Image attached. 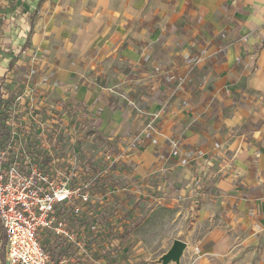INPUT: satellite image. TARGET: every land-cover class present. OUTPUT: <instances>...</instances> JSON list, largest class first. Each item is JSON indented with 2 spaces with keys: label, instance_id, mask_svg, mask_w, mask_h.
<instances>
[{
  "label": "crops",
  "instance_id": "0c3cea01",
  "mask_svg": "<svg viewBox=\"0 0 264 264\" xmlns=\"http://www.w3.org/2000/svg\"><path fill=\"white\" fill-rule=\"evenodd\" d=\"M31 76L121 156L105 197L196 214L181 264H264V0H0L5 98Z\"/></svg>",
  "mask_w": 264,
  "mask_h": 264
},
{
  "label": "built area",
  "instance_id": "2783aa9c",
  "mask_svg": "<svg viewBox=\"0 0 264 264\" xmlns=\"http://www.w3.org/2000/svg\"><path fill=\"white\" fill-rule=\"evenodd\" d=\"M31 84L28 80L22 93L7 97L11 101L4 109L11 132L10 142L0 149V223L7 261L73 264L77 257H98L95 242H88L92 229L79 227L92 208L98 177L83 181L79 167L64 159L61 134L67 126L61 117L54 119L56 127L38 120L42 109ZM45 233L71 245L73 251L64 256L71 258L53 260L42 245Z\"/></svg>",
  "mask_w": 264,
  "mask_h": 264
},
{
  "label": "rangeland",
  "instance_id": "374dc122",
  "mask_svg": "<svg viewBox=\"0 0 264 264\" xmlns=\"http://www.w3.org/2000/svg\"><path fill=\"white\" fill-rule=\"evenodd\" d=\"M32 76L28 77L29 81H33ZM23 91L22 88L15 90L13 95ZM39 113L38 120L44 118L43 113L46 111L42 109ZM65 125L67 128L61 136L62 155L65 157L63 158L79 167L83 181L94 176L98 177L95 192H98L101 182L113 188L117 183L114 182L110 170H116L121 158L117 153H110L111 145L108 140L95 134L88 124L72 121L71 117L65 119ZM173 211L174 213H171V210L157 197L151 199L134 193L124 195L113 192L105 197L104 193H96L90 213L82 217L79 227L80 231L84 232L83 224L88 222L91 227L89 230L92 229L88 242L93 243L97 239L107 246L116 231H123L124 227H128L129 235L121 244L120 250L116 248L117 244L113 245L112 254L106 256L107 264H158L176 240H182L187 244L182 256L185 257L189 245L207 234V231L203 230L194 231L191 223L196 220V214L188 219V225L183 213L179 217L182 224L179 222L169 224L170 219L176 215L175 210ZM96 233H101L102 236L97 238ZM5 260H7V248L5 257L0 251V264H5ZM171 264H181V260L180 262L174 260Z\"/></svg>",
  "mask_w": 264,
  "mask_h": 264
},
{
  "label": "trees",
  "instance_id": "16d2710c",
  "mask_svg": "<svg viewBox=\"0 0 264 264\" xmlns=\"http://www.w3.org/2000/svg\"><path fill=\"white\" fill-rule=\"evenodd\" d=\"M4 94L5 93L3 91V88L0 85V149L5 148L7 146V144L10 142V138H11L10 128L7 127L5 124V120L7 118V115L4 112V109L7 107L8 102L11 101V98L6 99ZM99 184H100V186H99L98 192H96V193H99V194L104 193L105 194L107 191V187H108L107 183L101 182ZM89 228H91L89 223L85 222V224H83V229L85 231H88ZM128 235H129V229L127 226L124 227L123 231H116L115 232V236L113 237V239L116 238L118 241L121 242L120 244L118 243L116 245V248H118V250L121 249V244L126 240ZM101 236H102L101 233L95 234V237H97V238H100ZM95 241H93V243L95 242V244H96V255L97 256L106 257V256L112 254V252L114 250L112 243L109 244L108 246H103L102 244L100 245L99 240L96 239ZM6 245H7L6 234H5L3 226L0 223V251L3 255V257H5ZM42 245L45 248V250L47 252H49V254L52 256V259L55 261H59L61 259H65V258H71V257H64V256H66L67 254L72 252L73 247L71 245L66 244L64 241L59 240L57 237H55L51 233L43 234ZM6 261L7 260H5V263H6ZM73 264H91V263H89L86 258H84L83 260L76 258V260L74 261Z\"/></svg>",
  "mask_w": 264,
  "mask_h": 264
},
{
  "label": "water",
  "instance_id": "95a60500",
  "mask_svg": "<svg viewBox=\"0 0 264 264\" xmlns=\"http://www.w3.org/2000/svg\"><path fill=\"white\" fill-rule=\"evenodd\" d=\"M186 247L187 244L184 241L176 240L170 250L163 255L161 264H171V262L174 260L180 262ZM5 264H9V262L6 261Z\"/></svg>",
  "mask_w": 264,
  "mask_h": 264
}]
</instances>
